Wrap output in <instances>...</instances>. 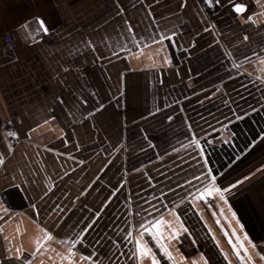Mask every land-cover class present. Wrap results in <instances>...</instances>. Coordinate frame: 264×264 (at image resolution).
Wrapping results in <instances>:
<instances>
[{"label":"crops","instance_id":"crops-1","mask_svg":"<svg viewBox=\"0 0 264 264\" xmlns=\"http://www.w3.org/2000/svg\"><path fill=\"white\" fill-rule=\"evenodd\" d=\"M173 32L172 45L152 42ZM201 149L225 183L241 180L229 203L260 245L264 0H0V264H135L124 238L140 208L177 229L175 209H189L191 235L171 242L176 264H203L201 254L227 264L220 249L239 264L228 205L188 195ZM82 239L85 255L96 240L107 255L80 259Z\"/></svg>","mask_w":264,"mask_h":264},{"label":"snow or ice","instance_id":"snow-or-ice-1","mask_svg":"<svg viewBox=\"0 0 264 264\" xmlns=\"http://www.w3.org/2000/svg\"><path fill=\"white\" fill-rule=\"evenodd\" d=\"M204 3L211 4L213 0H202ZM216 4L220 3V0H215ZM228 3H232V0H228ZM183 6V5H181ZM246 6L242 3H235L232 4V9L234 13L239 14L245 11ZM252 17L248 16V20H251ZM36 23L39 26V30L44 34L47 35L49 29L45 23V21L37 16L35 18ZM127 23V22H125ZM27 26V24L25 25ZM207 31V29H206ZM176 33L173 32L171 35L165 36L163 33H160L158 38L151 37L153 43H160L163 47V42L167 41L169 45L175 43L174 37ZM244 41H247L248 37L245 35L243 37ZM257 55L255 51L251 52L248 55L242 57V59H250L251 56ZM61 103L63 101L61 100ZM103 108V105H100ZM157 111H160L157 108ZM151 114V113H150ZM49 119H55V117H49ZM173 115L167 116V121H173ZM47 122V121H45ZM11 123V121H9ZM9 135L17 136L18 133L11 132ZM194 144L197 145L199 148V141L194 140ZM199 154L204 157L202 161L203 168L199 171V174L192 175V180L197 181L201 187L196 188L195 185L192 184V180H185V184L191 185L193 188V192H189L188 195L192 196L193 200L202 201L204 205L211 208L213 204L217 206L220 205H228V210L231 213V218L235 220L236 224L238 225L237 228H233L231 231V236L228 239V243L231 245V250L234 253L235 258L239 261V264H264V242H261L258 245L252 237L249 236L248 232L245 230V226L241 223L240 218L238 217L237 213L232 209L231 204L229 203V196L232 193V190L241 183V180H236L235 182L225 183L224 182V173L219 168L210 167V154L209 156H205L203 150L201 149ZM2 162V161H0ZM248 177H244L247 179ZM16 188L19 189L20 185H16ZM169 191H173V189H169ZM163 195V193H162ZM26 198V197H24ZM187 199V197H185ZM184 203V200L181 201V204ZM3 204L7 205L3 207V212L7 213L10 210L11 204L8 199V195H5L3 198ZM33 211L38 215L39 209L35 204L31 205ZM154 211L159 214V210L155 208V205H151ZM195 207V204L192 205ZM189 209H175V221L179 222V229H177L173 224L169 221H166L162 216H159L157 219H149L151 217V213L147 211V209L140 208L136 212V216L140 217V221L138 222V231L136 232L135 236H133L132 231H128L127 235L125 236V240L127 241L129 237H132V240L129 241L130 243H134V250L131 252V255L127 256L129 261H135V264H161V261L170 262V264H176L175 258L173 256L172 251L170 248L172 247L171 242L176 241L177 243H181L183 237L181 235V231L183 233H188L189 236L191 233L189 229L185 226L184 221L181 219L183 216L185 220L188 217ZM141 212L145 213V216H141ZM221 213H223V208H221ZM100 212L96 213V216H100ZM216 213L213 212V215ZM3 217L0 216V219ZM202 218V217H201ZM219 223V221H217ZM231 227V225H229ZM92 225L84 228V232H88ZM223 231V229H221ZM167 233V235H166ZM225 236H229L228 232H224ZM234 238V239H233ZM45 240L51 239V233H47L44 237ZM86 239V238H85ZM215 241V236L212 237ZM69 243H71L69 241ZM100 241L96 240L92 246V252L89 255H85L83 252V248L85 247V240H78L73 245V247H79L81 250L80 259L92 261L94 258H97L100 255H107L106 246L105 248H99ZM192 243H196L195 240ZM128 244L125 243L124 247L127 248ZM40 247V242L37 243V249ZM216 247L219 248L218 242L216 243ZM71 254L72 249H69ZM243 253V254H242ZM220 256L223 257L224 261H227V264H233L231 260L228 259V254L220 249ZM127 255L123 250L120 252V256L123 257ZM183 259V257H181ZM19 259V257H17ZM70 264H74L71 262V255L69 256ZM200 259L203 261V264H209V258L205 257L201 254ZM97 264L99 261L97 260ZM115 264V261L112 262ZM193 264H197L196 261H193Z\"/></svg>","mask_w":264,"mask_h":264},{"label":"rangeland","instance_id":"rangeland-1","mask_svg":"<svg viewBox=\"0 0 264 264\" xmlns=\"http://www.w3.org/2000/svg\"><path fill=\"white\" fill-rule=\"evenodd\" d=\"M14 48H16V46L14 45ZM1 152V151H0ZM75 203H78V201H75Z\"/></svg>","mask_w":264,"mask_h":264}]
</instances>
